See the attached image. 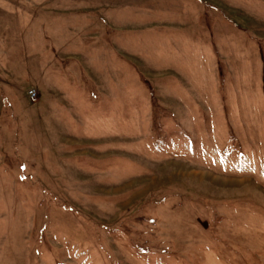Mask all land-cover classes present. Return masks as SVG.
<instances>
[{"label":"rangeland","instance_id":"1","mask_svg":"<svg viewBox=\"0 0 264 264\" xmlns=\"http://www.w3.org/2000/svg\"><path fill=\"white\" fill-rule=\"evenodd\" d=\"M0 264H264V0H0Z\"/></svg>","mask_w":264,"mask_h":264},{"label":"built area","instance_id":"2","mask_svg":"<svg viewBox=\"0 0 264 264\" xmlns=\"http://www.w3.org/2000/svg\"><path fill=\"white\" fill-rule=\"evenodd\" d=\"M29 96L32 101L36 102L38 100V91L36 89L29 90Z\"/></svg>","mask_w":264,"mask_h":264}]
</instances>
